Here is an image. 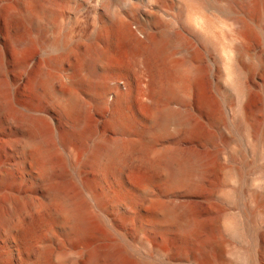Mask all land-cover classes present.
<instances>
[{"label": "bare ground", "instance_id": "6f19581e", "mask_svg": "<svg viewBox=\"0 0 264 264\" xmlns=\"http://www.w3.org/2000/svg\"><path fill=\"white\" fill-rule=\"evenodd\" d=\"M180 2L195 12L189 14L188 11L185 18L165 15L160 19L161 0H76V13L87 9L91 14L87 18L76 14L72 21L59 26L52 39L43 42L47 56L39 67L30 66L26 59L31 41L28 32L17 34L9 29L7 42L16 57L18 82H29L33 95L42 88L58 107L64 126V135L58 142L67 145L69 137L87 131L88 109L78 90L72 89L66 96L58 94L53 88L54 76L49 68L60 72H67L72 66L90 70L95 80H87L89 99L99 107L110 106L107 123L120 135L129 134L139 125L138 120L122 110L129 98L128 91L134 87L155 92L160 100L185 103L196 99L202 106L207 105L202 52L191 47L186 38L191 34L200 39L204 48H216L224 54L228 85L235 93L237 105L233 114L234 131L243 136L254 132L255 139L264 138V123H249L248 82L253 70L248 62H242L244 56L252 52L253 37L264 22V0H230L224 6L207 0ZM19 4L17 1L13 6L3 5L0 11H5L8 21L12 20L19 14ZM236 6L245 11L246 19L238 15ZM209 8L224 17L221 24L231 38L228 44L211 38L222 37L223 32H216L207 24L211 22L207 15ZM34 11L40 17L60 13L51 0H26L23 16L28 18ZM121 49L126 53L123 61L116 60L113 54ZM66 52H69L67 62L62 60ZM177 53L182 54V61L175 57ZM69 82L75 83L70 79ZM12 89V81L0 63V142L2 145L10 140L15 149L13 156L0 160V264H137L123 237L112 238L104 231V218L95 214L91 200L85 195L87 191L95 198L117 200L130 192L124 191L122 182L114 194L115 191L110 192L100 185L105 182L100 175L84 177L89 164L103 160L105 168L112 167L124 150L134 148V140L130 138L122 144L114 138L101 141L92 148L85 145L75 149L67 162L57 165L54 151L57 141L49 119L31 99L15 100ZM111 93H114V99L109 101ZM171 119L182 122L186 135H202L184 111L169 105L156 110L152 125L146 121L141 123L146 130L159 132ZM29 145L35 146L36 151H27ZM156 161L165 171L163 186L182 185L190 192L200 187L201 177L209 166L208 160L197 150L179 146L160 152ZM147 197L159 203L162 213L169 219L166 226L159 227L162 236L159 252L174 251L196 264H219L215 253L223 243L212 233L203 235L207 221L192 206V197L176 194L175 199L169 201L155 199L151 193ZM40 199L58 205L60 224L51 232V240L43 238L31 246L21 227L28 225L29 209ZM263 200L264 193H253L254 206L248 210L250 215L263 208ZM219 218L214 220L215 223ZM143 223L140 221L141 225ZM224 224L235 240L246 235L238 219H229ZM255 228L248 248H231L230 257L222 264H255L254 256L264 263V231ZM195 241L199 246L190 247Z\"/></svg>", "mask_w": 264, "mask_h": 264}, {"label": "rangeland", "instance_id": "374dc122", "mask_svg": "<svg viewBox=\"0 0 264 264\" xmlns=\"http://www.w3.org/2000/svg\"><path fill=\"white\" fill-rule=\"evenodd\" d=\"M17 1L20 3L17 6L19 14L12 20L8 21L5 11H0V63L3 64L12 81L13 98L15 100L31 99L36 103L39 111H42L49 119L57 141L54 150L57 153V165L67 162V158L72 157L75 149L85 145L92 148L101 141L114 138H118L122 144L130 138L135 142L134 148L124 150L112 167L105 168L101 160L99 163L89 164L84 170L85 178L100 175L105 181L100 185L110 192L115 191L114 194L120 182L123 183L124 191L130 192L125 198L117 200H111L109 197L95 198L91 192H85L86 197L91 200L95 214L104 218V231L108 232L112 238L122 236L128 244V249L136 257L137 264H159V262L196 264L174 251L159 252V242L162 241L159 227L166 226L169 219L162 213L159 203H154L147 197V194L151 193L155 199L169 201L175 199L176 194H186L192 197V206L207 221L203 235L212 233L216 235L218 241L223 243V247L215 253L217 263H224L230 257L229 251L233 247L248 248L249 240L255 233V227L264 231V200L262 209L252 215L248 212L254 206L253 193H264V138L255 139L254 132L243 136L241 132L233 129V114L237 105L235 93L228 85L223 64L224 54L216 48H204L200 39L194 34L186 35L191 47L202 52L203 84L208 104L202 106L196 99L185 103L160 100L155 92L134 87L128 91L129 98L122 106V110L127 116L130 115L138 120L139 125L126 135L118 134L115 128L107 123L110 113L109 105L99 107L89 99L90 85L87 80H95V75L90 70L72 66L67 72H60L56 68H49L54 76L53 88L58 94L66 96L72 89H76L85 100L88 109L87 131L82 135L69 137L67 145H64L58 142L59 137L64 135V126L63 121L60 122L57 105L47 97L42 88L39 89L38 94L33 95L29 90V82H18L19 71L16 57L7 42L8 31L11 29L17 34L28 32L31 41L26 51V59L30 66L39 67L44 64L47 56L43 42L52 39L59 26L66 21H72L76 14H82L87 18L91 12L84 9L76 13V0H51L60 13L47 17H40L38 12L34 11L25 18L22 10L26 6V0H0V7L13 6ZM229 1L207 0L208 3L220 6L227 5ZM235 10L241 18H247L245 11L237 6ZM188 11L189 14L195 12L183 7L180 0H161L159 18L165 15L185 18ZM207 15L211 21L207 22L210 28L216 32H223L222 37L211 38L228 44L231 38L226 34L225 26L221 24L224 17L210 8L207 10ZM200 23L205 24L204 21ZM260 27L261 30L253 37L252 52L242 59L243 63L248 62L247 64L252 65L253 70L252 79L248 82L249 101L247 102L249 123L253 125L264 123V22L260 24ZM176 28L180 29L178 26ZM113 54L116 60L118 58L122 61L126 56L123 49ZM68 55L69 52L63 54L62 60L67 62ZM175 57L178 61L183 59L181 53L175 54ZM69 79L74 80L75 83L70 84ZM120 85L126 91L123 84L120 83ZM109 89H111L110 86ZM113 99L114 93H111L109 101ZM165 105L184 111L197 125L202 135L195 137L186 135L183 124L178 119L169 120L164 128L159 129V132L146 130L141 122L146 121L152 125L156 110ZM211 137L213 138L210 139ZM254 144H256L255 147ZM13 146L10 140L2 145L0 142V160L13 156L15 152ZM174 146L197 150L208 160V170L201 177V185L192 192L187 191L182 185L163 186L165 171L162 164L156 161V155ZM144 147L145 151H142ZM27 151H36V147L29 145ZM58 211V205L47 199L36 200L30 207L29 223L21 228L31 246L40 239H52L51 232L60 224L57 218ZM217 218L219 219L215 223L214 220ZM232 218L241 221L242 229L246 232V235L237 240L226 229L227 226L224 227L226 225L224 223ZM220 219L221 224H219ZM140 221L144 223L141 225ZM189 246L196 248L199 243L195 241ZM254 261L255 264H264L258 256H254Z\"/></svg>", "mask_w": 264, "mask_h": 264}]
</instances>
